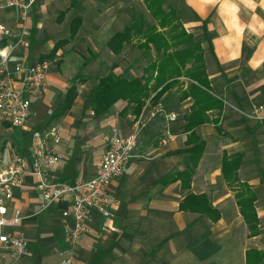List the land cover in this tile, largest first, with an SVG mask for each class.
Returning a JSON list of instances; mask_svg holds the SVG:
<instances>
[{"label": "crops", "instance_id": "1", "mask_svg": "<svg viewBox=\"0 0 264 264\" xmlns=\"http://www.w3.org/2000/svg\"><path fill=\"white\" fill-rule=\"evenodd\" d=\"M139 1L144 3L37 0L25 21L16 8L0 10V24L11 31L0 40L10 52L11 66L50 63L47 91L33 100L34 113L22 132L26 135L28 130L61 121L67 142L62 139L61 145H55L60 162L49 170L53 182L75 184L92 178L107 148L106 144L91 153L100 146L99 137L107 143L115 127L122 135L132 132L137 114L132 108L124 109L123 100L111 115H95L90 80L78 84L72 107L59 112L72 80L83 73L85 65L91 72L92 66L100 64L101 50L113 54L108 40L128 24L109 35L113 23L121 17L132 19L140 10L135 7ZM169 2L184 28L201 43L210 87L223 107L209 110L208 119L192 130L186 129L185 115L190 109L181 111L173 122L159 115L145 126L123 174L111 181L116 200L111 217L91 209L89 233L74 249L75 264H218L215 260L222 262L226 256L227 264H264V108L261 117L254 116L264 106V0ZM78 16L82 25L70 39L72 22ZM63 39L67 43L53 51ZM187 79L180 77L181 87L165 93L168 110L180 111L192 98L169 103L172 93L187 90ZM45 104H55L57 110L49 114L53 107L45 110ZM0 123L12 129L10 122ZM167 130L171 137L162 144L160 136ZM196 142L204 146L199 158L188 151ZM27 150L24 141L17 146L5 142L0 159L7 163ZM72 152L81 153V159H70ZM242 185L256 195L258 222L253 225L239 203ZM45 204L37 177L24 174L9 211L22 213L13 229L26 237L29 254L15 264H59L62 251L68 248L62 211L70 204L69 196L43 209Z\"/></svg>", "mask_w": 264, "mask_h": 264}, {"label": "built area", "instance_id": "2", "mask_svg": "<svg viewBox=\"0 0 264 264\" xmlns=\"http://www.w3.org/2000/svg\"><path fill=\"white\" fill-rule=\"evenodd\" d=\"M37 0H0V10L16 8L23 21ZM11 34L6 26L0 24V40ZM0 121L13 125L26 124L33 115L32 97L42 96L47 91V73L50 63L39 62L35 65L18 63L11 66L10 52L0 44ZM259 106L254 111L260 116ZM49 114L53 112L48 110ZM164 116L166 121L178 119V113L162 102L155 105L148 103L133 122L132 132L122 135L118 128H113L107 136V148L103 154L95 175L75 184L56 183L48 178L49 170L60 162L55 145L62 142V128L55 122L48 123L42 129H36L31 135V145L26 152L14 155L7 163L0 159V264H15L29 254L28 242L23 233L15 231L21 219L20 210L10 213L9 207L14 197V189L22 176L32 173L38 179V185L46 202L43 209L68 195L70 204L62 211L63 226L68 248L62 251L59 264H75L74 249L88 233L91 221V209H96L109 218L114 210L116 200L110 191L112 179L120 176L145 126ZM171 133L167 130L160 136L159 142L166 144ZM1 158V156H0ZM70 218V220L68 219Z\"/></svg>", "mask_w": 264, "mask_h": 264}, {"label": "trees", "instance_id": "3", "mask_svg": "<svg viewBox=\"0 0 264 264\" xmlns=\"http://www.w3.org/2000/svg\"><path fill=\"white\" fill-rule=\"evenodd\" d=\"M144 4L154 22L150 23L143 11H135L123 30L109 38L108 47L114 55H119L128 45L136 43V47L148 52L145 55L148 57V64L141 75L132 77L117 73L115 69L118 65L112 64L106 74L97 78L91 89L92 109L96 116L105 115L118 101L123 100L126 102L124 109L132 108L133 113L138 116L147 101L151 105L158 102L164 104L165 93L176 87L179 89L180 77L186 76L190 83L187 90H181L179 100L188 97L193 99L190 110L185 115L186 129L192 130L208 119L209 110L223 107V101L210 87L202 45L184 28L169 0H144ZM81 25L82 18L78 16L72 22L70 39L77 35ZM67 41L68 39H63L58 42L53 51L57 50L58 44ZM151 50L155 51L154 57L149 55ZM81 75L72 80L59 114L66 113L72 107L78 94V84L85 81L81 79ZM203 147L202 142H196L188 151L199 158ZM237 195L246 220L250 225L256 224L255 193L249 186L242 185Z\"/></svg>", "mask_w": 264, "mask_h": 264}, {"label": "rangeland", "instance_id": "4", "mask_svg": "<svg viewBox=\"0 0 264 264\" xmlns=\"http://www.w3.org/2000/svg\"><path fill=\"white\" fill-rule=\"evenodd\" d=\"M135 7L144 12L147 20L150 23L154 22L152 16L149 15V13L146 11L144 3L142 1L141 2L139 1L138 3H136ZM130 21H131L130 16L124 17V18L121 17L117 24L113 23V31H112V33H109V35H112L115 32V30L121 29L126 23H129ZM114 22H115V20H114ZM136 45H137L136 43H134V45H128L126 47V49L124 50V52L119 54V55L110 54L109 51L106 53L105 50L104 51L101 50L100 56H99V58H101V60L97 61V62H100V64H96V65L92 66L93 69L91 72H89L88 69L85 68L86 67V65H85V67L82 69L83 73L81 75V79H85L86 81L90 80L91 85H94L97 82V78L99 76L106 74L109 67L114 63H116L118 66H120V68L116 70L120 74H123V75L128 76V77L141 75L143 73V68L145 66H147V64H148V57H146L148 52H143V50H141L139 47H136ZM91 52H93V54H96V52L94 50H91ZM149 55L154 57L155 51L151 50V52H149ZM88 56H89V58L93 57L91 54H88ZM102 56H104V57H102ZM91 59H94V58H91ZM131 69H134L136 71L135 75L133 74ZM188 81L190 82V80H188ZM88 85L89 84H86L85 88ZM178 96H179L178 92L172 93V95L169 99V103L170 102L176 103L179 100ZM32 99L36 100L37 98L33 96ZM188 99H189V101L185 103V105L181 108V110L176 111L177 113H179L178 116L181 114V111H185V110L190 109L191 104L189 105V102L192 101L193 99L192 98H188ZM118 105H119V102L113 106V108L109 112L110 114L109 113H107V114L111 115L118 108ZM45 106H46L45 110L48 107H53L51 109L52 112H54L55 109L57 110V108L55 107V104H51V106H50V104H45ZM55 123L62 125L60 120L55 121ZM26 124L21 125V126L12 125V129L7 130V128L4 127V125H2L0 123V148L5 142L7 143V145H9L10 143H14L15 146H17L20 143V141H24L25 143H28V148H29L31 145V133L33 131L29 132L30 130H28V134L24 135L22 132V128H25L24 126H26ZM62 133H63V137H64V132H62ZM106 133L109 135L111 133V128L108 129L106 131ZM99 139L101 140L100 146H97L95 151H94V149L93 150L91 149V153L101 151V149H103V147L107 144L103 140L102 136L99 137ZM63 141L67 142L66 137L63 138ZM57 145H59V144H57ZM60 145H61V143H60ZM72 157H74L75 160L78 161L79 159H81L82 154L78 153V155H77L76 152H72V155H70V159H72ZM73 162H74V160H73ZM227 260H228V256H226L225 260L222 262L219 261L218 259L215 261H217L218 264H227Z\"/></svg>", "mask_w": 264, "mask_h": 264}, {"label": "clouds", "instance_id": "5", "mask_svg": "<svg viewBox=\"0 0 264 264\" xmlns=\"http://www.w3.org/2000/svg\"><path fill=\"white\" fill-rule=\"evenodd\" d=\"M0 54H3V53H0Z\"/></svg>", "mask_w": 264, "mask_h": 264}]
</instances>
